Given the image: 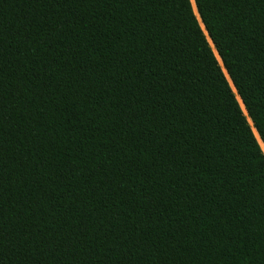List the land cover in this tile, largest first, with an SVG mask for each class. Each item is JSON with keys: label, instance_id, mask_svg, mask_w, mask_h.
I'll use <instances>...</instances> for the list:
<instances>
[{"label": "trees", "instance_id": "1", "mask_svg": "<svg viewBox=\"0 0 264 264\" xmlns=\"http://www.w3.org/2000/svg\"><path fill=\"white\" fill-rule=\"evenodd\" d=\"M0 264H264V0H0Z\"/></svg>", "mask_w": 264, "mask_h": 264}, {"label": "water", "instance_id": "2", "mask_svg": "<svg viewBox=\"0 0 264 264\" xmlns=\"http://www.w3.org/2000/svg\"><path fill=\"white\" fill-rule=\"evenodd\" d=\"M193 3H194V0H193ZM194 6H195V4H194ZM195 9H196V6H195ZM196 13H197V10H196ZM197 15H198V13H197ZM198 19H199V21H200V23H201V25H202V27H203V29H202V31H204V34L207 36V38L209 39V41H210V38H209V36H208V34L206 33V31H205V29H204V26H203V24H202V22H201V20H200V18H199V16H198ZM210 43H211V45H212V47H213V44H212V42L210 41ZM213 49H214V47H213ZM214 51H215V53H216V55H217V57L219 58V56H218V54H217V52H216V50L214 49ZM219 60H220V58H219ZM220 63H221V68H222V71L224 70V75H225V77H227L228 79H229V77H228V75H227V73H226V71H225V69L223 68V66H222V62H221V60H220ZM229 81H230V79H229ZM230 83H231V81H230ZM231 85H232V83H231ZM232 87H233V85H232ZM233 89H234V87H233ZM234 91H235V89H234ZM235 93H236V91H235ZM239 100H240V98H239ZM241 101V100H240ZM241 104H242V102H241ZM242 106H243V104H242ZM243 109H244V106H243ZM244 111H245V109H244ZM244 114V113H243ZM245 116H247V113H246V111H245ZM248 117V116H247ZM249 119V118H248ZM251 122V121H250ZM251 125H252V122H251ZM256 131V130H255ZM257 133V132H256ZM258 135V134H257ZM259 137V136H258ZM260 139V138H259ZM261 141V140H260ZM262 143V142H261Z\"/></svg>", "mask_w": 264, "mask_h": 264}, {"label": "rangeland", "instance_id": "3", "mask_svg": "<svg viewBox=\"0 0 264 264\" xmlns=\"http://www.w3.org/2000/svg\"><path fill=\"white\" fill-rule=\"evenodd\" d=\"M234 93V92H233Z\"/></svg>", "mask_w": 264, "mask_h": 264}]
</instances>
